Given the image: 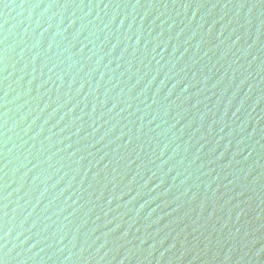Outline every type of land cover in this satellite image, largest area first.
<instances>
[{
    "label": "water",
    "instance_id": "obj_1",
    "mask_svg": "<svg viewBox=\"0 0 264 264\" xmlns=\"http://www.w3.org/2000/svg\"><path fill=\"white\" fill-rule=\"evenodd\" d=\"M0 264H264V0H0Z\"/></svg>",
    "mask_w": 264,
    "mask_h": 264
}]
</instances>
